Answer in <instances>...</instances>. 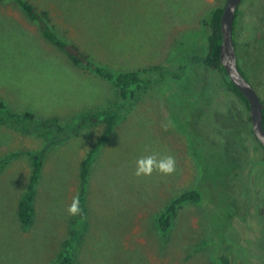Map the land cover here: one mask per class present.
Returning <instances> with one entry per match:
<instances>
[{"label": "rangeland", "instance_id": "1", "mask_svg": "<svg viewBox=\"0 0 264 264\" xmlns=\"http://www.w3.org/2000/svg\"><path fill=\"white\" fill-rule=\"evenodd\" d=\"M29 1L96 64L116 73L159 71L134 100L122 101L110 82L51 45L16 0H0V99L12 112L63 127L101 109L122 114L92 164L77 226L67 208L80 196V163L104 125L47 150L29 229L17 206L32 172L28 153L44 140L0 125V264H57L73 228L76 264H220L224 256L264 264V150L224 75L195 61L208 52L204 20L227 0ZM235 35L239 64L264 102V0H243ZM150 155L173 156L175 171L135 175L137 161ZM191 190L201 203L183 204L162 235L158 215Z\"/></svg>", "mask_w": 264, "mask_h": 264}, {"label": "trees", "instance_id": "2", "mask_svg": "<svg viewBox=\"0 0 264 264\" xmlns=\"http://www.w3.org/2000/svg\"><path fill=\"white\" fill-rule=\"evenodd\" d=\"M16 3L23 11L25 16L38 25L41 35L51 45L63 52L69 58L70 62L75 66L83 67L84 69L89 70L110 82L118 90L119 97L122 101L129 102L134 100L138 92L150 86L155 80L153 77H157L155 73L159 71L158 67L116 73L96 64L91 59V57L79 47L77 43L65 40L59 37L54 32L53 28L50 25V16L48 11L38 10V8L35 7L29 0H16ZM223 8L224 7H218L213 9L211 14L204 20L203 23L205 24V29H208L209 32L207 34L204 33L202 37L206 38L208 52L205 57H196L195 61L202 63L215 72L222 73L225 77V81L229 90L248 106L246 98L229 80L227 73L220 62V47L222 43L221 17L223 14ZM238 11L236 13V19L234 22V41L237 54L238 50L235 28L237 23ZM196 36L198 38L200 37V34H197ZM239 67L246 75L240 64ZM121 118L122 114L120 113V111L116 108L111 107L95 112H89L87 114H82L77 118L73 127H63L58 124L57 119H38L31 112H25L22 114L14 113L10 110L7 104L0 99V125H16L22 132L37 133L44 140V147L40 151L28 153L31 159L32 172L27 190L22 194L17 206V218L24 229L31 228L35 222L36 211L34 202L36 196V186L40 179L47 150L52 146L67 140L70 137L77 136L80 130L84 127L94 124H103L104 128L101 135L89 149L79 166L81 192L78 199L80 203L81 213L76 217V220L72 221L71 223L73 226H77L80 222L83 221L84 214L86 212L85 186L90 175L92 164L103 145L108 141L109 137L113 133ZM257 142L259 143L258 140ZM260 147L264 150V147L261 144ZM13 156H15V154H13L12 157ZM12 157L10 155L5 161L12 159ZM201 201L202 195L197 190L184 192L179 197L173 199L158 215L157 225L159 232L162 235H166L170 231L177 211L183 204H199L201 203ZM73 229H71L70 231V237L67 238L61 246V250L57 258V264H76L74 253L78 245L79 233ZM220 264L231 263L229 259L224 256L221 258Z\"/></svg>", "mask_w": 264, "mask_h": 264}, {"label": "water", "instance_id": "3", "mask_svg": "<svg viewBox=\"0 0 264 264\" xmlns=\"http://www.w3.org/2000/svg\"><path fill=\"white\" fill-rule=\"evenodd\" d=\"M243 0H227L221 17L222 43L220 62L229 80L238 88L248 102L252 130L259 143L264 147L263 112L264 102L239 67L234 41V22L236 13Z\"/></svg>", "mask_w": 264, "mask_h": 264}, {"label": "clouds", "instance_id": "4", "mask_svg": "<svg viewBox=\"0 0 264 264\" xmlns=\"http://www.w3.org/2000/svg\"><path fill=\"white\" fill-rule=\"evenodd\" d=\"M158 170L163 175L172 174L175 171V159L169 155L163 159H157L154 155L146 156L137 161L135 175H150L153 170ZM69 216H77L81 213L78 198H74L71 205L67 208Z\"/></svg>", "mask_w": 264, "mask_h": 264}]
</instances>
